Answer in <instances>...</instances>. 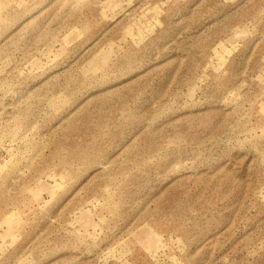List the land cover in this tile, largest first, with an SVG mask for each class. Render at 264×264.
Wrapping results in <instances>:
<instances>
[{
	"label": "rangeland",
	"instance_id": "rangeland-1",
	"mask_svg": "<svg viewBox=\"0 0 264 264\" xmlns=\"http://www.w3.org/2000/svg\"><path fill=\"white\" fill-rule=\"evenodd\" d=\"M0 264H264V0H0Z\"/></svg>",
	"mask_w": 264,
	"mask_h": 264
}]
</instances>
